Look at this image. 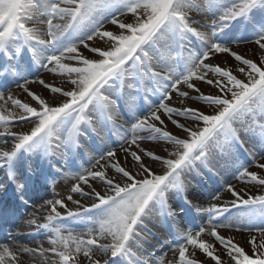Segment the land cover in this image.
<instances>
[{
  "label": "snow or ice",
  "instance_id": "6c2138e0",
  "mask_svg": "<svg viewBox=\"0 0 264 264\" xmlns=\"http://www.w3.org/2000/svg\"><path fill=\"white\" fill-rule=\"evenodd\" d=\"M0 77V264H264V0H0Z\"/></svg>",
  "mask_w": 264,
  "mask_h": 264
},
{
  "label": "bare ground",
  "instance_id": "6f19581e",
  "mask_svg": "<svg viewBox=\"0 0 264 264\" xmlns=\"http://www.w3.org/2000/svg\"><path fill=\"white\" fill-rule=\"evenodd\" d=\"M130 19V17H129ZM201 19H204L201 18ZM109 28H112L113 26L109 25L108 26ZM255 48L256 46L251 44V43H245V42H242L240 43L238 46H235V50L241 52V53H246L248 55H251L252 52L255 51ZM218 60H223L224 57L223 56H219L217 58ZM27 61H22V63H26ZM15 81H19L18 79H13L12 77H0V88H8L11 84L15 83ZM12 86V85H11ZM34 89H37L38 90V86L36 85H33L32 86ZM9 91H12L13 93H16V94H20L21 93V90L17 89L16 86H13V87H9ZM24 127H27V125H24ZM169 128H172L171 125H169ZM0 131H2V129H0ZM11 142L10 140L8 141V143ZM3 144V138H0V145ZM10 144V143H9ZM255 147L253 149H255L256 152H259L260 151V146L258 144H256L254 142ZM245 156L247 155V160L248 161H251V157L248 156V154H244ZM259 158V157H257ZM219 159V165H218V168H217V171L219 172V175H215V174H205L203 175L201 178H200V181L201 183L203 184V187L204 188H208V189H211L212 187H214V185L220 181L221 177L225 176L226 175V161L223 160V159ZM87 160V156L84 157L83 159V163H80L78 160L75 162L76 165H80V164H84L85 167H87L88 165L85 163V161ZM74 169V168H73ZM70 171H73L72 168L68 169ZM253 171L256 170V168L253 166L252 169ZM63 180H61L60 182H62ZM45 190L43 188L39 189L36 196L42 194ZM55 192H58L59 193V188H56L54 190ZM53 191V192H54ZM54 194V193H53ZM52 194V195H53ZM250 194V192H249ZM51 194H44L43 198L47 199V198H51L52 197ZM61 195H64V194H61ZM8 197V198H6ZM78 198V197H77ZM191 198V197H190ZM13 195H12V191L11 189H9L8 192L6 193H3V194H0V200L1 201H5V209L9 208L10 206L13 205ZM40 202V199L37 198V199H34L33 200V203H39ZM1 208V207H0ZM24 212V211H23ZM40 215L42 216L43 213H40ZM25 218L24 215L21 216V219H16L12 216H7L5 218H2L0 219V224H4L3 226L4 227H11L13 229H11L9 231V233H3V232H0V242L2 241H6L8 240L10 237H14L16 235V229L17 227H19L21 221ZM2 227H0V230H1ZM80 229H77V231H79ZM229 234H234L236 239L241 241L242 243L248 238V233H245V232H232V233H229ZM45 239V236L43 234H40V235H32V236H28V235H25V236H22L20 237V240L24 241V242H27V243H32L34 241H41V240H44ZM48 245L45 243V247H47ZM245 247H247V245L245 244ZM165 252H167L168 254V258H171V252L168 251L167 248L164 249ZM159 254V253H158Z\"/></svg>",
  "mask_w": 264,
  "mask_h": 264
},
{
  "label": "rangeland",
  "instance_id": "374dc122",
  "mask_svg": "<svg viewBox=\"0 0 264 264\" xmlns=\"http://www.w3.org/2000/svg\"><path fill=\"white\" fill-rule=\"evenodd\" d=\"M197 19H201V18H203V16H197L196 17ZM253 39V37H251L250 35H247L246 36V40H252ZM245 43H247V42H245ZM19 82H21V81H15V83H13V84H11L9 87H13V86H16V84L17 83H19ZM9 87L8 88H4V90L7 92V91H9ZM0 138H2V137H0ZM254 142L255 141H252V144H254ZM9 143H11V142H9ZM249 145H246V147H248ZM260 149V148H259ZM252 150H254L255 151V149H252ZM241 152H242V154H243V151L241 150ZM244 154H247V153H244ZM243 156V155H242ZM242 159H244L243 157H242ZM79 160V159H78ZM245 161H248V160H246V159H244ZM79 162L80 163H83V162H81V160H79ZM72 170L74 171L75 169H73L72 168ZM201 178V177H200ZM56 188H59V193L60 194H66V192H65V187H64V181H62V182H60V184L56 187ZM55 188V189H56ZM261 191H264V190H260V189H257V188H252L251 189V191H250V194H260V192ZM54 192H53V189H52V191H47V192H45L44 194H53ZM38 197H41V195L40 196H38ZM8 229V228H7ZM8 231H10L9 229H8ZM160 235H163L162 233H160Z\"/></svg>",
  "mask_w": 264,
  "mask_h": 264
}]
</instances>
